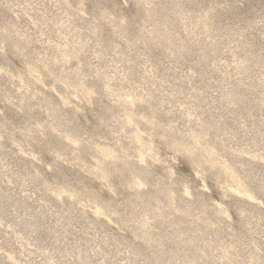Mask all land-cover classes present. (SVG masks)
I'll use <instances>...</instances> for the list:
<instances>
[{
	"label": "rangeland",
	"instance_id": "rangeland-1",
	"mask_svg": "<svg viewBox=\"0 0 264 264\" xmlns=\"http://www.w3.org/2000/svg\"><path fill=\"white\" fill-rule=\"evenodd\" d=\"M0 264H264V0H0Z\"/></svg>",
	"mask_w": 264,
	"mask_h": 264
}]
</instances>
